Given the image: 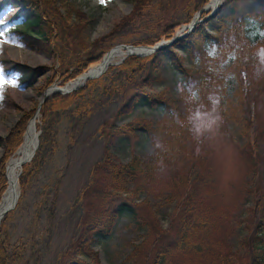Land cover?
I'll list each match as a JSON object with an SVG mask.
<instances>
[{
	"label": "rangeland",
	"instance_id": "obj_1",
	"mask_svg": "<svg viewBox=\"0 0 264 264\" xmlns=\"http://www.w3.org/2000/svg\"><path fill=\"white\" fill-rule=\"evenodd\" d=\"M70 1L93 19L87 33L88 41L104 38L102 43L111 46L98 61L88 64L85 70L117 45L132 44L159 34L162 22L157 16L146 15L121 24L122 17L131 11V0H105L104 4L100 0ZM191 6L189 4L188 9ZM14 10L9 8L0 15V24L8 23ZM163 13L164 20L181 22L185 8ZM118 21L120 26L116 31L114 23ZM246 24L253 26V20L246 21ZM184 25L176 26V32H182ZM261 28L264 32V25ZM261 49L264 47L257 48L249 57L244 47L236 43V53L232 51V57L237 56L235 66L227 70V63H223L222 68L227 73L225 78L217 82L215 89L209 87L203 95L198 96L190 87L181 85L182 73L175 71L167 54L163 80L153 89L157 92L165 90L174 98L178 113L173 116L184 128L185 150L196 161H206L210 170L208 186L204 189L207 190L206 217L203 216L201 238H207L211 245L220 246L221 249L227 247V240L234 246L236 244L237 249L239 240L246 234L245 225L254 222L252 216L256 217V212L252 214L251 194L264 193V63L257 55ZM177 50L183 56L181 50ZM1 59L33 67L46 66L44 74L40 73L34 82L36 88L43 85V75H53V81L44 86L39 94L33 87H18L19 71L6 75L2 69L9 83L0 89V137H7L23 110L35 109L36 112L42 93L52 88L53 84L63 86L66 82H62L56 71L59 66L57 57L7 38L0 30ZM119 59L113 63L119 62ZM66 61L69 64L72 59L67 57ZM120 79L122 77L116 70H105L87 88L84 89L85 84L76 87L74 90H83L73 100L60 103L50 112L41 148L38 136L39 144L32 157L35 158L31 174L24 185L18 181L19 196L15 207L9 211L6 245L9 264H67L72 261L74 246L85 237L84 232L91 228L96 212L105 214L104 211H107L104 202L109 200L108 196L92 195L96 189L93 191L94 187L90 186L91 179L95 180L92 184L99 189L106 183L98 177L92 178L91 166L100 159L105 148L117 160L126 162L135 154L147 160L150 154L156 153V147L161 146L159 137L155 135L149 139L140 125L144 121L160 122L163 118L161 109L140 105L129 114H116L122 98ZM12 80L16 81L15 86ZM54 94L50 93L47 99ZM212 98L219 99L215 111ZM197 112L202 114L199 121L195 118ZM39 115L36 122L41 125ZM216 116L221 119L208 128L209 120ZM129 123L134 131L131 134L123 133L126 130L123 126ZM112 124L119 129L111 132ZM197 124L202 125L199 133L196 131ZM37 130L41 133L40 128ZM249 153L256 160L254 172L247 163ZM2 154L3 147L0 146V158ZM171 158L172 155L168 157ZM161 164L160 159L153 179L154 187L160 189L162 194L158 197L146 196L145 199V193L142 192L134 197L140 214L152 219L150 232L141 223L121 215L113 226L111 236H93L90 243L87 240L84 242L88 249L97 251V254L80 257L81 260L88 264H150L155 248L173 240L174 227L171 225L176 218L168 198V183L179 164ZM146 236L151 240L140 243ZM152 243L153 247L150 248ZM185 253L179 257L172 256L170 264L196 263L193 255L185 256ZM237 253L236 257L231 258V264H246L247 260Z\"/></svg>",
	"mask_w": 264,
	"mask_h": 264
},
{
	"label": "trees",
	"instance_id": "obj_2",
	"mask_svg": "<svg viewBox=\"0 0 264 264\" xmlns=\"http://www.w3.org/2000/svg\"><path fill=\"white\" fill-rule=\"evenodd\" d=\"M206 2L208 0H131V11L122 17L121 24L146 15L159 17L162 23L158 35L132 42L133 45H153L160 39H170L174 36L176 26L189 23ZM189 4L192 5L190 9H188ZM182 7L185 8V13L181 22L162 18L164 11H176ZM9 8L15 10L8 23L0 24L1 32L7 38L18 40L57 57L59 66L56 71L61 76L62 82L77 77L88 67V64L98 61L111 47L102 43L104 38L95 42L88 41L87 33L93 19L70 0H0V15ZM157 13L160 15L158 16ZM207 15V11L203 12L200 16L202 21L197 23L189 34L172 45L147 56H127L121 63L110 65L106 69L116 70L122 77L119 82L122 98L116 110L117 115L129 114L140 105L161 109L163 118L160 122L144 121L140 125L149 139L156 135L162 144L156 147V153L150 154L147 160L135 154L126 162L117 160L105 148L100 159L91 166L90 175L92 178L102 179L106 184L99 189L92 184L95 180L91 179L90 186L94 187L93 191L96 189L92 195H104L103 198L108 196L109 200L104 202L107 211H104L105 214L96 212L94 223L88 232H84L85 237L74 246V258L67 264H88L80 257L95 256L97 251L88 249L84 242L87 240L90 243L93 236H111L113 226L121 215H127L133 221L141 223L148 228V233L150 232L153 226L152 219L140 214L134 197L142 192L145 193V199L146 196L158 197L162 194L160 189L154 187L153 179L156 166L160 165V159L162 166L170 162L179 164L168 183L169 186L167 185L170 189L169 202L173 206L171 210L175 213L176 220L171 225L174 227L173 240L155 248L152 261L149 263L170 264L169 259L172 256H182L185 251V256L193 255L196 261L194 264H231V258L236 257L237 252L247 260L246 264H264V193L258 195L249 192L253 199L252 206L250 205L253 208L252 214L256 212V217L252 216L254 222L245 225L247 231L239 240L237 249L236 244L235 246L230 244L232 243L230 240H227V247L223 246L221 249L220 246L211 245L207 238H201L204 230L203 216L206 217L204 213L207 190L204 189L208 186L210 170L206 161L200 159L196 161L193 155L186 152L184 128L173 116L178 113L174 98L165 90L153 91L163 80L167 54L175 71L182 73L181 85L190 87L198 96L203 95L209 87L215 89L217 82L225 78L227 73L222 68L223 63H227V70L235 66L237 56L232 57V51L236 53V43L244 47L249 57H252L253 51L257 48L264 47V32L261 31L264 25V0H223L215 14L206 18ZM247 19L253 20V26L246 24ZM118 23L119 21L114 23L115 30L120 26ZM178 48L183 56L179 54ZM67 57L72 59L69 64L66 63ZM0 65L6 75L20 72L17 85L21 89L33 87L40 94L43 87L53 81V75L50 77L43 75V85L34 87L35 80L40 73L44 74L46 66L33 67L9 59H1ZM94 82V79H88L84 89ZM82 90L65 94L56 93L43 102L39 110L42 123L39 125L36 122L37 129H41L40 148L43 145L45 124L50 112L60 103L73 100ZM34 112L35 109L23 110L7 137H0V146L3 147L0 158V196L8 183L6 161L23 142V134ZM123 128L126 129L122 131L123 133L131 134L134 131L131 123L124 125ZM110 129L111 132H115L119 128L112 124ZM171 155L172 158L168 159ZM34 158L22 165L18 177L22 185L27 182L31 174ZM255 161L254 155L249 153L247 163L252 172L256 170ZM10 214L11 212L6 213L0 220V264H9L6 245ZM154 216L153 214V218ZM146 240L151 238L146 236L140 243ZM152 247L153 243L150 245V248ZM182 262L185 263V260L183 259Z\"/></svg>",
	"mask_w": 264,
	"mask_h": 264
},
{
	"label": "bare ground",
	"instance_id": "obj_3",
	"mask_svg": "<svg viewBox=\"0 0 264 264\" xmlns=\"http://www.w3.org/2000/svg\"><path fill=\"white\" fill-rule=\"evenodd\" d=\"M220 2L221 0H210L208 6L213 7L215 5H218ZM145 51V48L139 47H115L106 55H104L99 62L91 65L87 70L83 71L77 77L67 82L65 88L70 89L77 87L86 80L87 76H94L98 74V72H100L101 70L105 71L111 64H113V61L118 58H121L129 53H144ZM38 113L39 111L32 116L34 120L31 121L29 125H27L26 131L24 133L25 135L23 136V142L17 148L15 152L16 155L14 154V156L10 159L6 168V176L8 183L0 199V209H2L8 203L12 202L14 198L19 196L18 172L23 165L21 162L30 154L31 150L35 145V122Z\"/></svg>",
	"mask_w": 264,
	"mask_h": 264
},
{
	"label": "water",
	"instance_id": "obj_4",
	"mask_svg": "<svg viewBox=\"0 0 264 264\" xmlns=\"http://www.w3.org/2000/svg\"><path fill=\"white\" fill-rule=\"evenodd\" d=\"M220 5H221V3H220L219 5H215V6H213L212 9H211V11H210V13L207 15L206 18H208L209 16H212L213 14H215V13L218 11ZM208 7H209V6H208V3L205 4V5H204V6H203V7H202V8H201V9H200V10L194 15L193 19H192L187 25H184V26H183V28H182V32H177L176 35L173 36L171 39H168V40H160V41L154 43L153 45H137V46H135V45H131V44H120V45H117V46H115V47H124V48H126V47H129V48H137V47H139V48H145V49H146V51H145L144 53H129V54H127V56H128V55L146 56V55H148V54H151V53H154V52L160 51V50H162V49H164V48H166V47L172 45L175 41H177L178 39H180V38L184 37L185 35H187L188 33H190V32L194 29L195 25H196L197 23L201 22V19H200L199 17H200V15H201V13H202L203 11H205V10L208 9ZM115 47H113V48H115ZM113 48H111L108 52H110ZM108 52H107V53H108ZM107 53H106V54H107ZM123 59H124V57H122V58L120 59L119 62H116V63H113V64H118V63H120ZM109 65H110V64H109ZM103 72H104V71L101 70L100 72H98V74H96V75H94V76H87L86 80H87V79L97 78V77L100 76ZM86 80H85V81H86ZM85 81H84L83 83H81L80 85H78V86L83 85V84L85 83ZM65 86H66V83H65L63 86H58V87H57L55 84H53V85L51 86L52 88H48V89H46V90L42 93V95H41V97H40V99H39V102H38V106H37V110H36V112L39 111V109H40V107H41V104L47 99V97L49 96L50 93H67V92H70V91L76 89V87H74V88H70V89H67V88H65ZM78 86H77V87H78ZM36 112H35V113H36ZM33 120H34V119H33V117H32V118L30 119L28 125H29V124L31 123V121H33ZM35 128H36V126H35ZM39 133H40L39 130H35V137H36L35 145H34L33 149L31 150L30 154H29V155H28V156H27V157L21 162L22 164H24V163H26V162H29V161L32 159V157H33V155H34V152H35V150H36V148L38 147V144H39V141H38V135H39ZM8 163H9V162H8ZM8 163H7V165H6V168H7V166H8ZM22 164H21V165H22ZM20 172H21V168H20V170H19V172H18V176H19ZM17 199H18V197L14 198V199L12 200V202L8 203V204L5 205L2 209H0V220L3 218V216H4L6 213H8L10 210H12V209L15 207L16 202H17Z\"/></svg>",
	"mask_w": 264,
	"mask_h": 264
},
{
	"label": "clouds",
	"instance_id": "obj_5",
	"mask_svg": "<svg viewBox=\"0 0 264 264\" xmlns=\"http://www.w3.org/2000/svg\"><path fill=\"white\" fill-rule=\"evenodd\" d=\"M211 54V53H210ZM259 57H260V61L261 63H264V49H261L258 54H257ZM212 102H213V111H215V106L219 104V99L218 98H212ZM195 118L196 120H201L202 119V114L197 112L196 115H195ZM221 118L219 116H216L214 118H211L207 124V127L208 128H211L212 125L216 124L217 121H219ZM201 128H202V125L201 124H197L196 126V131L199 133L201 131Z\"/></svg>",
	"mask_w": 264,
	"mask_h": 264
},
{
	"label": "snow or ice",
	"instance_id": "obj_6",
	"mask_svg": "<svg viewBox=\"0 0 264 264\" xmlns=\"http://www.w3.org/2000/svg\"><path fill=\"white\" fill-rule=\"evenodd\" d=\"M101 4L105 3V0H100ZM9 83V80L6 78V76L3 74L2 68H0V89H2L5 85ZM13 86L16 85V81L12 80ZM2 98V96H0Z\"/></svg>",
	"mask_w": 264,
	"mask_h": 264
}]
</instances>
